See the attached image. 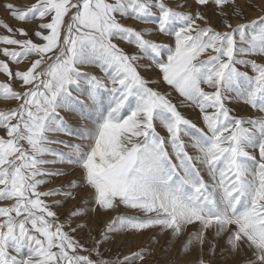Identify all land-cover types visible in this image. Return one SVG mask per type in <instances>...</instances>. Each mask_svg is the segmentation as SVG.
<instances>
[{
    "label": "snow or ice",
    "instance_id": "snow-or-ice-1",
    "mask_svg": "<svg viewBox=\"0 0 264 264\" xmlns=\"http://www.w3.org/2000/svg\"><path fill=\"white\" fill-rule=\"evenodd\" d=\"M195 4L213 8L225 30L210 26L204 11L178 10L187 7V0L176 7L167 0L5 5L15 20L39 23L32 32L37 42L28 29L0 21L10 33L0 36V54L7 58L0 60V73L8 78L0 83V99L17 102L0 111V201H13L0 207V264H135L144 259L143 252L110 260L103 258L102 245L109 233L156 227L173 238L187 233L184 251L202 253L209 244L214 255L223 239L233 257H245L242 264H264V62L254 58H264V15L234 25L232 19H244L238 0ZM126 19L150 27L127 26L122 23ZM159 34L174 42L147 38ZM23 63L28 65L23 70L10 67ZM83 67L101 74L83 72ZM153 69L159 72L156 81L142 74ZM14 81L22 91L14 90ZM161 83L178 93L180 103L198 109L205 127L178 110L171 92L152 86ZM233 103L262 115L237 118L229 107ZM61 112L81 119L89 118L86 112L95 116L90 125L74 130ZM49 133L78 142L52 139ZM249 148H258L259 159ZM56 163L79 168L89 192L87 208L73 211L70 220L121 208L140 215L116 216L98 240L90 235L92 249L85 248L70 233L87 228V222L76 227L60 223L46 200L60 195L75 199L74 192L40 190L50 183L46 177L66 175L43 167ZM189 226L193 231L187 232ZM25 249L26 257L21 255Z\"/></svg>",
    "mask_w": 264,
    "mask_h": 264
},
{
    "label": "rangeland",
    "instance_id": "rangeland-1",
    "mask_svg": "<svg viewBox=\"0 0 264 264\" xmlns=\"http://www.w3.org/2000/svg\"><path fill=\"white\" fill-rule=\"evenodd\" d=\"M35 0H0V21H3L4 23H7L9 26L16 28H26L29 31V35L32 37L34 41H37V38L32 35L33 29H35L38 25V21H32L30 23L26 22H19L15 20L11 15L9 14L8 10L6 9L5 5L7 3H12L20 8H24L25 6H30ZM170 6L176 7L177 4L184 3V0H167ZM238 2L242 5L243 12H244V19L237 20L232 19L231 22L235 25L236 23H243L245 21H251L253 19L258 18L261 15H264V11H260L259 7L264 6V0H238ZM261 2V3H259ZM250 5H256L255 7ZM178 10H184L189 12L194 11H204L206 18L210 20V26L214 27L217 30H225L222 27V19L218 13L214 11L213 8L209 7L208 9L203 8H197L195 4V0H187V7L178 9ZM255 10V11H254ZM257 11V12H256ZM255 13V14H254ZM122 23H124L127 26H133L137 29H143L146 27H150V25H143L140 24L138 21L126 19L123 20ZM198 24H200L201 27H205L207 25L201 23L200 21H197ZM2 35H10L2 26H0V36ZM16 38H23L19 35H17ZM149 39L156 40L158 42H162L165 44H172L174 42V38L172 37H166L162 34L150 36L147 37ZM117 43L120 44L121 47L125 48L127 51H135L134 48H130L125 42L117 41ZM206 55V54H205ZM257 59V62H264V58L260 57H254ZM7 59L3 57L2 54H0V60ZM28 65L26 63H23L19 66L15 64H10V67L13 71L16 70H23ZM241 70H248L243 68L242 66ZM83 72L92 73L96 75H100V70L95 67H83L81 69ZM146 77L151 79L152 81H156L159 77L158 69H153L151 71L143 72ZM8 82V78L5 74L0 73V83H6ZM152 86L158 88V90L162 92H171V98L173 99L174 103H177L178 110L189 120H191L194 124L197 125L199 128L205 127L202 121V116L199 113V110L193 107L187 106L185 103H180V100L182 98L179 97L178 93L172 91L170 86L166 84H153ZM13 88L17 91H22L23 89L20 86V83L18 81L13 82ZM205 90L209 91L205 86ZM81 99L83 100L84 97L81 96ZM17 106L16 101H5L3 99H0V111H7L9 109L15 108ZM230 108L233 109L232 114L236 116L237 118H256L259 115H262L257 110L252 109L250 106L244 105L242 103L240 104H230ZM62 116H65V119L68 120V123L70 126L73 127V129H77L81 125H90L92 118H94L95 113L94 112H86V115L89 117L88 119H81L78 115H71L69 116L65 112H61ZM157 130L161 132L162 135H164V130L157 126ZM4 135V131L0 129V136ZM49 136L52 137V139H58V140H69L70 142H78L75 137H69L64 136L63 134L58 133H49ZM185 140L187 142L188 138L185 137ZM53 148H58L61 151L67 152L70 151V149H67L64 147L63 144H51L49 145ZM25 147H27V144L25 142ZM191 151V150H190ZM248 151L255 155L257 159H259V151L257 149H251L249 148ZM49 159H52L53 157L49 156ZM251 163V162H250ZM50 167H46L43 165L44 168L50 170V171H61L66 173V175H55V176H49L46 177L50 181V183H47L43 186H41V191H49L53 189H64L66 191H73L75 194V199H67L66 197L60 195V196H52L46 198L47 203L52 206L53 210L58 213L59 222L60 223H71L72 227H76L79 224H83L87 222L88 227L84 228L81 231H77L76 233H70L71 235H74V237L81 242L85 246V248L91 250L93 247V244L95 241L90 239V235L96 237L98 240L100 238V234L102 233L104 227L113 220L118 215H140V213L137 210H127L124 208H121L119 212H109L107 215L102 213H89V215L85 218V220H79L70 218V214L75 211L76 209H86L87 204L84 202L85 197L89 194L87 186L83 185L81 181V170L79 168H75L72 165L68 164H49ZM202 175L204 176V179L206 181H210V177L208 176L207 172H202ZM71 182L80 183V188H69V184ZM2 187V186H0ZM57 201H60L61 203L59 205L56 204ZM13 201H0V207L5 206H11ZM66 231H69L68 228L65 229ZM193 231L192 227L189 226L187 232ZM110 239L105 242L101 247V252L103 255V258L115 260L117 258L123 260L124 257H130L133 256V254L138 252L144 253V259L139 260L137 259L135 261V264H197V262L200 259H204L207 262L210 260L211 264H242V261L245 259L244 256H235L233 257L225 248V241L221 239L216 246L215 254H211L209 252V244H206L204 246L203 252H199L197 250H189L184 251L183 246L187 240V233L180 237V238H173L168 231L162 232L158 227L152 228V229H146L142 232L138 233H129V232H123V233H109ZM28 254L27 249L24 250V252L21 254L22 256L26 257ZM82 254L87 255L88 252H82ZM92 259H96L95 253L92 254Z\"/></svg>",
    "mask_w": 264,
    "mask_h": 264
},
{
    "label": "crops",
    "instance_id": "crops-1",
    "mask_svg": "<svg viewBox=\"0 0 264 264\" xmlns=\"http://www.w3.org/2000/svg\"><path fill=\"white\" fill-rule=\"evenodd\" d=\"M48 158V157H47ZM49 159V158H48ZM58 164V163H57ZM46 167H50V165L49 164H47V165H45Z\"/></svg>",
    "mask_w": 264,
    "mask_h": 264
},
{
    "label": "bare ground",
    "instance_id": "bare-ground-1",
    "mask_svg": "<svg viewBox=\"0 0 264 264\" xmlns=\"http://www.w3.org/2000/svg\"><path fill=\"white\" fill-rule=\"evenodd\" d=\"M259 3H261V2H259ZM255 11V10H254ZM257 12V11H256ZM255 14V13H254Z\"/></svg>",
    "mask_w": 264,
    "mask_h": 264
}]
</instances>
